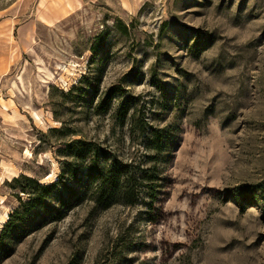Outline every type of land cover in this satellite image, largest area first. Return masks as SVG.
<instances>
[{
    "label": "rangeland",
    "instance_id": "rangeland-1",
    "mask_svg": "<svg viewBox=\"0 0 264 264\" xmlns=\"http://www.w3.org/2000/svg\"><path fill=\"white\" fill-rule=\"evenodd\" d=\"M95 155L154 198H81ZM0 235V264H264V0H0Z\"/></svg>",
    "mask_w": 264,
    "mask_h": 264
},
{
    "label": "trees",
    "instance_id": "trees-1",
    "mask_svg": "<svg viewBox=\"0 0 264 264\" xmlns=\"http://www.w3.org/2000/svg\"><path fill=\"white\" fill-rule=\"evenodd\" d=\"M147 149L151 154L145 155L146 163L155 161L161 155L163 138L159 130L155 129L150 133ZM90 163L83 174V184H86V188L80 193L81 198L85 196L87 189L91 192L93 200L96 203H102L103 207H109L113 204L135 206L146 203L145 201L148 198H154V192L156 191L153 179L156 180L157 177L155 164L146 168L133 160L123 161L119 159L107 160L105 163L99 164V157L96 155ZM23 178L32 181L29 177L23 176ZM13 180L17 181L18 178ZM54 186V184L39 185L38 188L44 190L42 195H47ZM30 197L32 198L26 201L24 205L34 208L38 202H36L34 196ZM73 197L74 195L69 193L68 198L61 200V205L69 207L70 205L67 203Z\"/></svg>",
    "mask_w": 264,
    "mask_h": 264
}]
</instances>
